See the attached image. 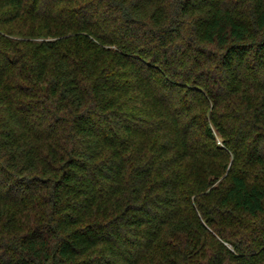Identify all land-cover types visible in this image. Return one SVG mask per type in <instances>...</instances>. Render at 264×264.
<instances>
[{
  "label": "trees",
  "instance_id": "1",
  "mask_svg": "<svg viewBox=\"0 0 264 264\" xmlns=\"http://www.w3.org/2000/svg\"><path fill=\"white\" fill-rule=\"evenodd\" d=\"M0 264H264V0H0Z\"/></svg>",
  "mask_w": 264,
  "mask_h": 264
}]
</instances>
